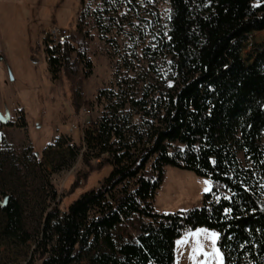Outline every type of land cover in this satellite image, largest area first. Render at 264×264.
<instances>
[{
    "label": "trees",
    "instance_id": "trees-1",
    "mask_svg": "<svg viewBox=\"0 0 264 264\" xmlns=\"http://www.w3.org/2000/svg\"><path fill=\"white\" fill-rule=\"evenodd\" d=\"M165 1L167 31L152 54L167 63L172 84L139 98L126 89L129 109L123 103L99 120L92 141L107 154L97 165L108 172L66 212L52 192L35 248L41 264H174L176 240L198 228L218 233L225 264H264V48L250 60L241 55L247 37L264 31V0ZM83 18L61 46L46 48L56 82L77 63ZM168 167L210 180L202 207L155 213ZM0 213V243L29 240L13 198Z\"/></svg>",
    "mask_w": 264,
    "mask_h": 264
},
{
    "label": "rangeland",
    "instance_id": "rangeland-1",
    "mask_svg": "<svg viewBox=\"0 0 264 264\" xmlns=\"http://www.w3.org/2000/svg\"><path fill=\"white\" fill-rule=\"evenodd\" d=\"M170 13L165 0H0V202L11 197L19 204L29 239L3 240L0 264H41L35 248L53 191L55 203L66 212L80 192L100 187L108 171L97 163L107 154H100L92 134L110 110H120L123 103L121 111L129 109L126 89L139 98L149 86L172 84L167 63L152 54ZM80 16L86 35L77 42V63L56 82L46 53L52 46L49 32L58 27L76 33ZM263 48L264 31L250 34L242 58L250 60ZM133 113L137 123L139 115ZM238 159L247 165L242 154ZM72 186L78 189L71 193ZM210 191V180L168 167L155 213L200 208ZM3 222L0 213V229ZM196 230L176 240L174 264H217L203 252L193 258L196 239L205 252L213 247L209 235L194 239Z\"/></svg>",
    "mask_w": 264,
    "mask_h": 264
},
{
    "label": "snow or ice",
    "instance_id": "snow-or-ice-1",
    "mask_svg": "<svg viewBox=\"0 0 264 264\" xmlns=\"http://www.w3.org/2000/svg\"><path fill=\"white\" fill-rule=\"evenodd\" d=\"M205 183H208L207 181H205ZM205 191H208V189L206 188ZM201 233H204L206 235H209V238L211 239L212 241V251L211 252H205L204 251V246L203 244L200 242L199 239H196V242H195V246L193 247V258H195V256L198 254V253H201L203 252V254L206 256V257H210V258H213L216 260L217 264H225V261H224V254L221 252L220 248H218L216 246L217 244V237H218V234L216 232H212L210 234L207 233V230H204V229H197L194 233H192L191 235L193 236V238H197L201 235ZM182 241H178V243H181ZM205 264H207V261L205 262Z\"/></svg>",
    "mask_w": 264,
    "mask_h": 264
},
{
    "label": "built area",
    "instance_id": "built-area-1",
    "mask_svg": "<svg viewBox=\"0 0 264 264\" xmlns=\"http://www.w3.org/2000/svg\"><path fill=\"white\" fill-rule=\"evenodd\" d=\"M68 30L64 28L54 27L50 30V42L52 43V47L58 48L61 46L68 36ZM88 113V112H87ZM76 128H72L70 132L74 131Z\"/></svg>",
    "mask_w": 264,
    "mask_h": 264
},
{
    "label": "water",
    "instance_id": "water-1",
    "mask_svg": "<svg viewBox=\"0 0 264 264\" xmlns=\"http://www.w3.org/2000/svg\"><path fill=\"white\" fill-rule=\"evenodd\" d=\"M4 123V122H3Z\"/></svg>",
    "mask_w": 264,
    "mask_h": 264
}]
</instances>
